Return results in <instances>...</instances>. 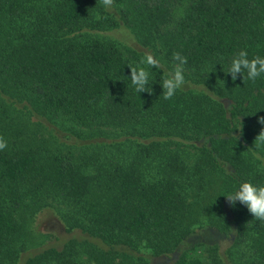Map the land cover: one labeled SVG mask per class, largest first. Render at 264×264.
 <instances>
[{
	"label": "trees",
	"instance_id": "trees-1",
	"mask_svg": "<svg viewBox=\"0 0 264 264\" xmlns=\"http://www.w3.org/2000/svg\"><path fill=\"white\" fill-rule=\"evenodd\" d=\"M241 50L264 57V0H0V264H264V221L227 198L264 185V74L226 73Z\"/></svg>",
	"mask_w": 264,
	"mask_h": 264
},
{
	"label": "clouds",
	"instance_id": "clouds-1",
	"mask_svg": "<svg viewBox=\"0 0 264 264\" xmlns=\"http://www.w3.org/2000/svg\"><path fill=\"white\" fill-rule=\"evenodd\" d=\"M105 8H111L114 0H101ZM172 59L177 63L171 71H164L160 81L163 89L162 95L165 100L171 99L185 85L184 66L187 64V57L179 52L173 53ZM141 64H147L150 68L162 69L163 65L153 55L146 54ZM131 83L139 93L150 92L147 88L150 73L144 67H131ZM226 73L231 74L233 81L237 79V74L246 73L247 79L255 81L264 74V57L255 56L248 58L246 50H241L231 61V65ZM260 123L264 124V117L260 118ZM260 143H264V131L256 138ZM7 141L0 136V151L7 148ZM230 204L235 205L237 201L245 205L248 211L256 220L264 221V185L257 186L251 182H243L234 193L227 196Z\"/></svg>",
	"mask_w": 264,
	"mask_h": 264
},
{
	"label": "rangeland",
	"instance_id": "rangeland-1",
	"mask_svg": "<svg viewBox=\"0 0 264 264\" xmlns=\"http://www.w3.org/2000/svg\"><path fill=\"white\" fill-rule=\"evenodd\" d=\"M36 225L39 227L40 231L49 234V238L45 243L46 245L60 246L69 236V233L64 230L61 223L55 217L45 212L38 214ZM196 239L209 243H217L220 249H224L229 243V239L223 238L212 230L201 232V234L196 235Z\"/></svg>",
	"mask_w": 264,
	"mask_h": 264
}]
</instances>
